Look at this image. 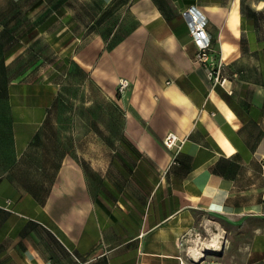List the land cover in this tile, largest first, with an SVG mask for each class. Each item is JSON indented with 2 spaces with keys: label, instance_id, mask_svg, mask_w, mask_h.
Listing matches in <instances>:
<instances>
[{
  "label": "crops",
  "instance_id": "crops-1",
  "mask_svg": "<svg viewBox=\"0 0 264 264\" xmlns=\"http://www.w3.org/2000/svg\"><path fill=\"white\" fill-rule=\"evenodd\" d=\"M24 2L27 44L71 72L44 78L100 86L113 133L72 107L85 134L51 143L61 81L1 90L0 264H264V0H0V31ZM192 6L219 80L196 61Z\"/></svg>",
  "mask_w": 264,
  "mask_h": 264
},
{
  "label": "rangeland",
  "instance_id": "rangeland-1",
  "mask_svg": "<svg viewBox=\"0 0 264 264\" xmlns=\"http://www.w3.org/2000/svg\"><path fill=\"white\" fill-rule=\"evenodd\" d=\"M21 20V16H17V19L14 21L16 23L13 25L19 24L18 26L20 27L21 24L19 22H21ZM19 27L16 26L15 29L4 32L0 36V83L6 77L9 82L35 80L58 83L61 81L62 85L66 86L64 88L62 101H60V104L57 106L53 107L48 117L49 130L47 131V137H49V142L52 143L55 135L59 134L61 131L64 134H69L70 132L78 135L85 134L84 127L72 128L68 122L74 114L71 110H73V108L81 109L84 106H86V110L80 111L79 113L81 116L79 117L89 118L90 122L93 123L91 128L88 127V130L92 129L94 135L113 133L112 127H101L97 125V122L102 121L101 104L104 100H107V97L102 94L100 86L90 81L86 83L85 79L82 80L77 77L70 78L69 74L68 78L60 79V75H58L56 79H45V75H51L55 71H61V77L64 76L66 72H69L68 63L64 61L62 63L58 61L56 63L53 62V47L49 45L45 39L28 45V38H24L26 32L18 31L17 29ZM85 86L88 87V90ZM77 88L79 89L78 93L83 91L84 93L78 94V96L71 94V92L75 93ZM76 100L79 104L78 106L75 105ZM88 100L92 103L86 105L85 102ZM111 103L112 102L109 101L111 108L115 107V105ZM1 109L2 107H0V110ZM112 113L114 112L111 111V117H113ZM55 122H57V124ZM61 122H64L63 125H61ZM54 128L56 130H54Z\"/></svg>",
  "mask_w": 264,
  "mask_h": 264
},
{
  "label": "built area",
  "instance_id": "built-area-1",
  "mask_svg": "<svg viewBox=\"0 0 264 264\" xmlns=\"http://www.w3.org/2000/svg\"><path fill=\"white\" fill-rule=\"evenodd\" d=\"M184 15L188 19L189 31L192 35L193 41L197 47L196 61L205 66L208 74L211 77L219 80L223 71V63L217 59V50L213 47L212 37L207 30L208 18L195 6L188 8ZM130 87L129 79H122L120 81L119 89L121 92H125ZM177 136L174 133H170L165 143L169 147H173L176 144ZM262 203L264 205V191L262 193Z\"/></svg>",
  "mask_w": 264,
  "mask_h": 264
},
{
  "label": "trees",
  "instance_id": "trees-1",
  "mask_svg": "<svg viewBox=\"0 0 264 264\" xmlns=\"http://www.w3.org/2000/svg\"><path fill=\"white\" fill-rule=\"evenodd\" d=\"M26 6V4H25V2L24 3H20V4H16V5H14L13 6V8H12V10H13V12H14V15L12 16V18H10L9 20H7L4 24H5V27H4V29H2L1 31H0V36L4 33V32H7V31H10L11 29H15V27L17 26V27H19L18 25H9L10 23H12L13 21H15L16 19H17V16H21V22H19L21 25H20V27L17 29L18 31H20L21 30V27L23 26V25H27V20H28V17L27 16H25L24 15V12H25V10H24V7ZM58 6H59V4H58ZM14 23H16V22H14ZM14 23H12V24H14ZM37 24H38V21L36 22ZM70 74H71V72H69ZM74 73V72H73ZM4 75H5V73H4ZM5 77V76H4ZM19 81V80H18ZM8 83H9V80H7L6 79V77L2 80V82L0 83V95L1 94H3L2 93V89H4L5 90V88L8 86ZM62 87L63 88H65L66 86H64V85H62ZM61 96V95H60ZM63 98V94H62V96H61V99Z\"/></svg>",
  "mask_w": 264,
  "mask_h": 264
}]
</instances>
